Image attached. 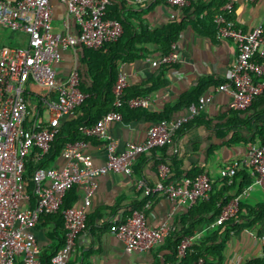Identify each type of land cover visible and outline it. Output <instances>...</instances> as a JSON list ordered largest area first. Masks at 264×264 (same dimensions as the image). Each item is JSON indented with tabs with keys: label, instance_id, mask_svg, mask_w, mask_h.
Returning a JSON list of instances; mask_svg holds the SVG:
<instances>
[{
	"label": "crops",
	"instance_id": "crops-1",
	"mask_svg": "<svg viewBox=\"0 0 264 264\" xmlns=\"http://www.w3.org/2000/svg\"><path fill=\"white\" fill-rule=\"evenodd\" d=\"M107 1L109 12L133 29V36L161 31L173 23L185 25L173 44L179 57L177 64L154 68L151 62L161 51L153 44L137 47L148 53H140V57L132 62L116 61L115 81L119 72L127 76L125 94L130 91L144 93L158 84L146 96L152 101L150 109L142 110L146 114L130 115L123 112L122 121L108 127V135L116 143L117 153L122 152L129 143L144 142L147 130L155 124V117L168 113L170 109L173 111L168 115V121L187 115L186 107L173 109L183 95L196 93L205 85L199 100L203 98L206 103L194 121L175 133L171 145L136 159L132 167V179L112 173L97 179V187L87 209L86 229L77 237L67 264H166L170 256L166 241L161 247L144 254L127 253L111 233L113 226L127 221L134 212L138 209L141 211L148 204L145 216L149 228L167 225L171 229L170 235L180 234L183 229L181 222L191 208L177 206L163 196L147 198L135 188L139 181L149 187L157 184L161 180L162 168L168 170L165 183L173 185H182L186 179L205 174L212 185L210 195L220 201L227 200L225 207L233 203L241 206L240 217L243 220L239 219V223L245 227L230 233L220 264H247L262 259L264 248L259 238L264 233V220L249 213L264 205V189L252 186V176L246 168L240 170L232 180L221 178L219 172L233 161L244 159L252 145H261L255 136L258 129L264 127V91L245 112L234 111L230 107L231 97L217 91L227 81L237 51L231 41L217 39L212 19L221 12L223 5L231 2L232 8L225 16L234 22L239 31L247 34L264 23V1L190 0L189 6L183 9L170 6L167 0ZM50 8L52 33L77 37L78 26L65 4L53 0ZM27 41L28 37L24 33L0 27V48L25 47ZM96 52L103 56L109 55L106 48ZM86 61L83 47L63 51L60 63L55 66L59 82L63 83L71 72L76 71L84 88H88L91 81ZM259 81L264 85V77ZM51 94L35 84L27 86L28 124L34 121L47 122L44 101L52 97ZM81 116L80 111H74L61 120V126L76 122ZM82 142L83 152L90 156L94 167L103 166L106 160L105 144L95 138H87ZM28 158L34 163L33 154ZM64 165L62 153L57 159L46 163V167L55 169H61ZM75 193L77 201L72 206L81 205L83 187H75ZM27 207L33 208L30 198ZM213 214L214 211L202 216L205 221L191 237L192 244L204 243L219 230L220 226H216L218 218L211 220ZM33 234L41 255L46 257L58 251L64 239L63 228L45 218L37 223Z\"/></svg>",
	"mask_w": 264,
	"mask_h": 264
},
{
	"label": "built area",
	"instance_id": "built-area-1",
	"mask_svg": "<svg viewBox=\"0 0 264 264\" xmlns=\"http://www.w3.org/2000/svg\"><path fill=\"white\" fill-rule=\"evenodd\" d=\"M52 1L0 0V27L22 32L28 37L25 47L0 48V264H41V249L33 231L40 217L57 214L63 219L64 246L51 257L50 263L67 264L77 237L86 229L87 209L97 187V179L111 173L132 179L136 159L171 145L175 133L194 121L206 103L201 98L197 105L188 107L187 115L153 124L147 130L144 142L129 143L117 153L116 143L107 129L112 123L122 121L119 110L124 106L131 110H148L152 104L149 97L125 100L127 76L119 72L113 86L114 111L83 131L87 138H95L105 144L104 165L94 167L90 156L83 152L82 141L67 145L62 151L63 168L34 169L31 177L34 205L28 208L29 196L23 184L28 157L33 154L35 165L43 160L60 132L61 120L71 115L86 98L79 90L76 71L71 72L63 83L57 79L55 66L60 63L62 52L78 46L100 50L107 44L116 43L123 33L120 22L105 18L109 5L107 0H59L75 20L79 34L77 37L53 34ZM247 1L255 3L264 0ZM167 3L183 9L189 6L190 0H167ZM231 8V2L227 3L213 20L217 39L231 41L237 51L227 81L217 91L231 97L230 107L234 111L245 112L264 91V85L259 81L264 77V23L243 34L225 16ZM174 46L168 54L158 55L151 65L161 68L177 64L179 57ZM29 84L52 93V97L44 101L48 113L45 123L34 121L28 124L25 95ZM245 168L252 176V186L264 189V145H252L244 159L223 167L219 175L232 180ZM167 173L168 170L162 168L161 180L157 184L149 187L139 181L135 188L147 198L163 196L171 203L187 208H192L198 201L208 200L212 185L207 175H198L186 179L182 185H173L165 183ZM78 186L84 190L81 205L61 209L66 193ZM148 206L111 228V233L127 253L144 254L155 250L171 233L167 225L158 228L147 226L145 209ZM237 208V203L223 208L216 226L233 218ZM191 243L192 238L182 241L178 249L180 257L184 256ZM259 243L264 248V233Z\"/></svg>",
	"mask_w": 264,
	"mask_h": 264
},
{
	"label": "trees",
	"instance_id": "trees-1",
	"mask_svg": "<svg viewBox=\"0 0 264 264\" xmlns=\"http://www.w3.org/2000/svg\"><path fill=\"white\" fill-rule=\"evenodd\" d=\"M224 6V5H223ZM222 6V7H223ZM220 12L217 13V15ZM106 19L115 20L121 23L123 33L122 36L116 43H111L103 46L100 50H90L85 49V57L87 59L86 63L88 66V77L90 78L91 84L88 88H84L81 83V77L79 76V90L82 94L85 95V100L81 103L75 111H80L82 116L76 120V122L67 123L61 127L59 134L56 136L54 142L51 144L48 153L44 156L43 160L35 165L31 158H28L25 164V171L23 176V184L26 194L29 195L31 200V206L34 205L33 197V184L31 181L32 173L36 167L48 168L46 163L51 159H57L65 147L69 144H74L76 142L84 141L87 137L84 135L83 131L93 127L99 120H101L105 115L114 111V95H113V86L115 84V63L118 60L122 62H132L135 59L140 57V53L146 51H140L137 49L139 46H144L146 44H153L158 47L162 54L166 55L171 51L172 45L178 40L180 34L185 29V25L180 23H173L167 26L161 31H155L152 33H142L140 35L133 36V29L127 27L123 22H121L118 16H113L109 12V7L106 9ZM212 19V25L214 26ZM214 30V29H213ZM215 32V31H214ZM107 49L109 55L103 56L100 52L103 49ZM110 56V57H109ZM100 67V69L98 68ZM164 68V67H162ZM158 84L154 88L145 91L144 93H134L130 91L129 94L124 95L125 100L132 98L146 97L151 90L157 88ZM205 87L202 86L199 88V91L193 94L183 95L177 105L173 109H181L183 107L188 108L190 105H197L199 98L202 92V89ZM136 91V90H135ZM172 109L166 114L159 115L154 118V123L160 121H168V115L172 113ZM120 114L123 112L136 115L137 113H144L142 110H131L124 106L119 110ZM146 114V113H144ZM260 141L261 145H264V127L259 128L256 136ZM253 142V141H251ZM256 144V143H255ZM200 174H197L193 177H196ZM77 201V196L75 193V188L68 191L64 197L63 205L61 209H67L72 207V205ZM218 198H214L212 195L206 201H198L188 212V215L183 218L181 224L183 229L180 234H171L166 240V247L170 251V256L166 264H220L223 257V251L225 244L228 240L230 233H236L242 230L245 225L239 223V219L243 220L240 217L241 206L238 205L236 215L222 224L218 231H216L210 238H208L204 243L192 244L186 249L183 257L178 255V249L183 240L191 238L194 235L196 229L205 221L202 217L204 214L212 213L214 211L213 217L211 220L217 219L227 205V200L220 201L217 204ZM216 206L218 208L216 209ZM140 209H138L139 211ZM250 216L254 215L257 218L264 220V205H260L254 210H250ZM48 219L55 222L57 227L63 228V219L60 214L53 216H42L41 219ZM38 221V222H39ZM224 235L225 237H221ZM64 236V235H63ZM63 244V245H62ZM61 244V248L64 246ZM60 248V249H61ZM59 249V250H60ZM58 250V251H59ZM58 251L53 253L51 256L41 255V264H51V257L56 254ZM247 264H264V257L262 259H256L248 262Z\"/></svg>",
	"mask_w": 264,
	"mask_h": 264
}]
</instances>
